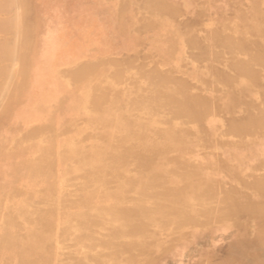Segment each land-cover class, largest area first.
Masks as SVG:
<instances>
[{
	"label": "bare ground",
	"instance_id": "obj_1",
	"mask_svg": "<svg viewBox=\"0 0 264 264\" xmlns=\"http://www.w3.org/2000/svg\"><path fill=\"white\" fill-rule=\"evenodd\" d=\"M0 264H264V0H0Z\"/></svg>",
	"mask_w": 264,
	"mask_h": 264
}]
</instances>
